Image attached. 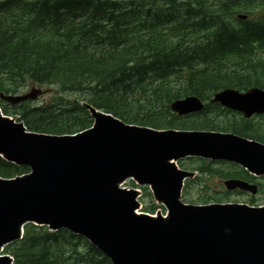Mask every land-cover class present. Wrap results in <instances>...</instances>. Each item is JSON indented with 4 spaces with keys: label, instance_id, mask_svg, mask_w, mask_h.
<instances>
[{
    "label": "trees",
    "instance_id": "trees-1",
    "mask_svg": "<svg viewBox=\"0 0 264 264\" xmlns=\"http://www.w3.org/2000/svg\"><path fill=\"white\" fill-rule=\"evenodd\" d=\"M30 83L62 93L38 103L0 100L3 113L30 132H83L94 123L88 104L127 124L234 133L264 144V125L212 102L226 89L264 90V0H0V94L17 95ZM188 97L204 109L173 113L172 103ZM197 161L200 177L185 188L214 173L257 183L264 195V185L238 166L212 171ZM29 172L0 157V178ZM225 196L202 194L198 201L223 203ZM4 252L14 264H112L80 236L32 224Z\"/></svg>",
    "mask_w": 264,
    "mask_h": 264
},
{
    "label": "water",
    "instance_id": "water-1",
    "mask_svg": "<svg viewBox=\"0 0 264 264\" xmlns=\"http://www.w3.org/2000/svg\"><path fill=\"white\" fill-rule=\"evenodd\" d=\"M0 97L18 104L35 94ZM212 101L245 119L264 115V90L258 88L226 89ZM87 108L94 129L64 136L28 132L0 112V156L31 170L0 179V264H13L1 253L23 238L27 224L81 236L112 264H264V207L187 205L184 184L196 174L177 165L192 157L224 161L260 178L264 144L228 133L159 131ZM203 108L197 97L171 105L180 117ZM127 180L149 186L167 218L138 214L139 193L121 188ZM224 186L253 196L259 190L238 179Z\"/></svg>",
    "mask_w": 264,
    "mask_h": 264
},
{
    "label": "rangeland",
    "instance_id": "rangeland-1",
    "mask_svg": "<svg viewBox=\"0 0 264 264\" xmlns=\"http://www.w3.org/2000/svg\"><path fill=\"white\" fill-rule=\"evenodd\" d=\"M32 93L35 94L34 103L45 102L47 100H52L55 97L62 96V93H60L59 88L55 86H40L33 83L28 84L26 88H24L20 93H18V95L26 96ZM74 97L75 96L73 95L66 96V98L69 99H72ZM262 117L263 116L253 117L252 119H254V122L261 123L262 125H264V119H261ZM192 159H194V161H191L189 158L181 160L178 162V166L182 170L189 172H196L197 177H200V174L197 171H193L198 168V165H200V162H198L197 160L206 162L207 165H210L212 171H219V170L227 171L229 169L228 166L230 165V163H226L227 165H224V164H217L219 162H211L209 160H203L198 158H192ZM192 180L194 179L188 181H192ZM200 180H202L203 182L202 186L192 183L188 188H184L181 198L183 203L187 205L199 206L201 203L198 201V197H200L202 194H205V196L209 197L214 195V193H218L223 198L226 197L225 196L226 190L223 184L224 180L220 179L214 173L212 175H204L202 178H200ZM188 181L185 182V187ZM258 181L259 183H262L264 185V178H260L258 179ZM123 188L135 189L139 191V195H140L139 202L141 203V209L139 210V213H146L147 212L146 209L155 207V213H154L155 215L157 213L163 215L166 214L167 210L165 209V207L161 203H158L151 194V192L149 190L146 191V188L136 186L133 182H127L123 186ZM229 194H230V198L228 200H224L223 203L251 205L249 201L254 199L256 203L251 206H255V207L264 206V200H263L264 195L258 194L257 196H252L248 193H242L236 195L230 192ZM215 203H221V202L211 201L210 204H215Z\"/></svg>",
    "mask_w": 264,
    "mask_h": 264
}]
</instances>
